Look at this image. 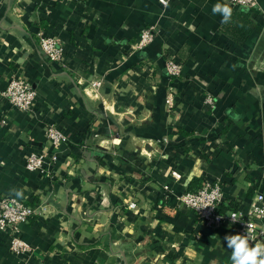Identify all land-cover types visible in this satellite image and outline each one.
Here are the masks:
<instances>
[{
  "label": "crops",
  "instance_id": "crops-1",
  "mask_svg": "<svg viewBox=\"0 0 264 264\" xmlns=\"http://www.w3.org/2000/svg\"><path fill=\"white\" fill-rule=\"evenodd\" d=\"M217 3L245 21L229 32ZM258 7L0 0V197L19 192L39 211L20 224L25 253L0 230V264H231L224 237L238 233L205 226L178 197L219 181L247 211L264 193V0ZM151 24L153 41L137 48ZM40 30L61 39L65 65L43 54ZM13 77L36 88L30 111L3 98ZM50 124L69 142L54 147ZM30 152L58 158L31 171Z\"/></svg>",
  "mask_w": 264,
  "mask_h": 264
},
{
  "label": "built area",
  "instance_id": "built-area-1",
  "mask_svg": "<svg viewBox=\"0 0 264 264\" xmlns=\"http://www.w3.org/2000/svg\"><path fill=\"white\" fill-rule=\"evenodd\" d=\"M226 1L234 7L246 11L259 9L260 0ZM160 2L164 5L168 4V0H160ZM157 30V26L154 24L143 28L136 47L139 49L147 47L153 41ZM37 38L40 49L47 59L65 65L66 51L60 38L49 36L41 30L37 33ZM166 68L171 75L182 73L181 63L172 58L166 61ZM100 85V80L92 81V86L95 89ZM2 96L12 108L25 112L33 108L37 90L26 78L13 77L2 91ZM207 100L213 103L211 97H208ZM46 133L54 147L69 142L68 135L56 125L50 124ZM57 158L56 153L48 156L42 152H30L25 158L26 168L31 171L47 172L48 167L52 162L55 163ZM225 198V191L221 183L217 181L205 182L198 189L182 193L178 197V201L180 205L191 209L207 227L218 229L229 224L238 234L245 235L249 226V234L257 241H264V193L259 192L256 195L247 211L242 208L222 210V204L227 202ZM205 204L211 206L199 208ZM35 214H39L38 209L18 196L2 195L0 197V230L8 231L11 234L10 248L14 253H25L29 250V245L19 236L20 224L28 222ZM231 216H235L238 220L233 222ZM254 243L255 241L250 240V245L254 246Z\"/></svg>",
  "mask_w": 264,
  "mask_h": 264
},
{
  "label": "clouds",
  "instance_id": "clouds-1",
  "mask_svg": "<svg viewBox=\"0 0 264 264\" xmlns=\"http://www.w3.org/2000/svg\"><path fill=\"white\" fill-rule=\"evenodd\" d=\"M213 15L219 14L222 16V23H228L232 17V9L226 4L217 3L212 8ZM16 195H20L19 192ZM210 204L201 205L199 208H206ZM233 222L238 219L231 216ZM249 226L247 234L226 235L227 248L231 249L230 261L231 264H264V241H257L249 234ZM250 240L255 241L254 246L250 245Z\"/></svg>",
  "mask_w": 264,
  "mask_h": 264
},
{
  "label": "trees",
  "instance_id": "trees-1",
  "mask_svg": "<svg viewBox=\"0 0 264 264\" xmlns=\"http://www.w3.org/2000/svg\"><path fill=\"white\" fill-rule=\"evenodd\" d=\"M245 19L246 18L240 12H238L237 10H234L232 12V17H231L230 22H228V23L225 24L226 30H229V32L234 31L237 28V26H236V25H238L237 23L242 22V21H245ZM201 186H202V184L201 185H198L194 189H198ZM190 189L191 190H194L193 188H190ZM191 190H188V191H191ZM238 208H240V205H239L238 202H236L234 200H230L229 202H226V203H223L222 204V210H227V209H233V210H235V209H238Z\"/></svg>",
  "mask_w": 264,
  "mask_h": 264
}]
</instances>
